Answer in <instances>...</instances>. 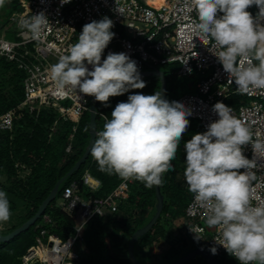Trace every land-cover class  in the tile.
<instances>
[{"label":"clouds","instance_id":"clouds-1","mask_svg":"<svg viewBox=\"0 0 264 264\" xmlns=\"http://www.w3.org/2000/svg\"><path fill=\"white\" fill-rule=\"evenodd\" d=\"M187 2L196 13L192 29L213 42L218 49L214 55L236 90L264 89V0ZM69 3L60 0L61 7ZM4 4L0 0V7ZM253 5L259 9L255 16L248 11ZM48 24L44 11L18 21V27L37 41ZM114 26L107 16L86 23L77 41L50 66L60 94L76 91L107 105L110 97L146 87L137 62L126 53L109 52L102 59L115 38ZM212 112L218 119L183 143L188 191L205 209V225L217 229V245L239 264H264V201L256 197L253 184L258 179L256 170L264 167L257 159L264 156V138L223 102L214 104ZM191 115L184 102L169 101L160 90L152 95L135 92L115 106L110 118L104 117L90 154L108 175L142 182L149 189L160 186L163 174L175 171L172 161ZM248 145L253 151L251 159L244 154ZM11 215L8 194L0 190V222H7ZM189 229L197 242L203 239L198 234L202 229ZM209 251L218 253L216 246Z\"/></svg>","mask_w":264,"mask_h":264},{"label":"built area","instance_id":"built-area-1","mask_svg":"<svg viewBox=\"0 0 264 264\" xmlns=\"http://www.w3.org/2000/svg\"><path fill=\"white\" fill-rule=\"evenodd\" d=\"M26 9L21 17H30L44 11L49 19L48 26L42 31L40 39L34 40L30 32L19 29L16 39L1 36L3 25L0 21V58L14 63L24 74V99L15 108L0 115V129L13 131L15 119L22 112L39 114L43 108H54L64 118L73 120V129L69 137L67 151L73 147L76 132L83 114L90 110L94 97L83 96L76 91L60 94L54 87L49 68L67 48L78 39L83 26L104 16L114 21L115 38L105 49L109 52H124L137 62L139 70L150 67L178 63V77L197 75L200 79L194 84V91L185 93L176 101H182L192 111L189 118L200 121L203 132L210 122L218 119L212 112L217 102L232 107L235 115L252 124L255 133L264 138V89H254L247 93L236 90L235 83L228 80L218 58L214 55L218 49L213 42L192 29L196 13L190 10L187 0H164L159 6L148 0H71L60 6V0H20ZM255 16L259 9L253 5L248 9ZM19 18V19H20ZM16 15L10 20L18 23ZM91 69V66H89ZM241 94L252 100L249 103L237 102L235 95ZM90 100L91 103H90ZM103 117L106 115L102 114ZM248 158L253 157L251 145L244 148ZM260 165H264V156H257ZM21 177L31 173V167L18 161ZM258 177L254 181L255 195L264 201V167L256 170ZM83 184L93 181L89 171L83 175ZM133 180H123L108 196H86L80 189V183L73 181L64 189L62 200L58 204L62 209L70 210L81 220L75 224V233L63 239L47 228H41L37 236V245L32 246L23 258V263L37 259L39 264H81L78 242L84 240L85 225L95 216L114 213L119 200L130 196V184ZM186 188L188 185L184 179ZM92 192V190L90 191ZM205 209L192 197L186 207V233L194 237L190 228L202 229L199 240L209 246H216L218 252L226 251L215 243L217 229L205 225ZM46 223H52L49 214L43 215ZM11 222H0V232L8 230ZM234 258V257H233ZM235 259V258H234Z\"/></svg>","mask_w":264,"mask_h":264},{"label":"trees","instance_id":"trees-1","mask_svg":"<svg viewBox=\"0 0 264 264\" xmlns=\"http://www.w3.org/2000/svg\"><path fill=\"white\" fill-rule=\"evenodd\" d=\"M165 74L167 100L176 101L177 98L172 99L170 92L180 77L176 73ZM24 77L25 74L14 63L0 58V115L17 107L23 101ZM156 79L155 82H146V87L142 90H132L121 96L110 97L107 105L98 102V131L103 129V126L99 127V123L103 125L105 123L102 114L110 118L115 106L121 101H127L129 95L135 92L152 95L160 90L161 80L159 77ZM185 86L194 91L193 83L186 82ZM189 120L190 126L183 136L175 160L172 161L175 171L163 175L162 192L165 195V205L162 215L154 227L135 244L136 256L140 260L144 258L147 262L141 261L145 264H168L201 243L195 240L189 248H178L174 245L162 255L165 259L163 263L148 262L154 257L153 254L156 252L154 248L164 239L171 241L172 237L179 233L181 224L184 223L185 226L186 223L185 211L189 203L186 199L189 191L183 183L186 167L183 143L190 140L192 135L203 132L201 124L197 125L195 119L189 118ZM89 128L90 111L88 110L81 118L70 152L66 148L73 129V120L69 117L64 118L54 108H43L39 114L25 110L15 119L13 131L0 129V190L8 194L11 212L17 210L18 199L25 204V208L21 210L23 215L20 214L22 221L18 222L15 218L7 233L19 227L37 212L57 181L82 157L90 140ZM18 161L32 169L26 178L19 174V168L16 167ZM78 171L79 173L65 181L58 196L62 197L66 186L78 181L81 185L80 189L86 196L106 197L123 181L116 175H108L100 171L91 154ZM86 171H89L93 177L89 185L83 184L82 181ZM156 204L155 186L149 189L142 182L133 180L130 184V196L126 200H119V207L114 213L105 216L95 215L85 225L83 237L87 249L78 246L81 264H132L128 258L130 238L138 228L149 222L156 211ZM45 214L51 216L52 223L41 224L42 219L38 220L27 231L8 242L0 243V264H24V256L32 246L37 245L36 239L41 228H47L63 239L75 233V215L65 212L58 205L57 198L50 203ZM201 244L210 247L205 243ZM225 252L214 255L220 264H224L222 257ZM231 263L226 262V264ZM28 264L39 263L35 259ZM186 264H208V261L198 256Z\"/></svg>","mask_w":264,"mask_h":264},{"label":"water","instance_id":"water-1","mask_svg":"<svg viewBox=\"0 0 264 264\" xmlns=\"http://www.w3.org/2000/svg\"><path fill=\"white\" fill-rule=\"evenodd\" d=\"M141 76H158L161 80V87L160 91L162 92L163 98L167 99L168 93H167V77L163 70L161 69H154V70H143L140 71ZM94 102L90 105V140L86 147V150L82 157L74 164V166L64 175L62 176L57 183L55 184L54 188L51 190L49 195L42 201L40 204L37 212L28 220H26L24 223H22L19 227L15 228L13 231L3 234L0 233V243L2 242H8L21 234L24 231H27L31 226H33L46 212L47 207L50 205L51 202H53L60 191V187L62 183H64L70 176H72L76 171H78L81 166L86 163L87 159L90 156V149L91 145L96 138V133L98 132V101L93 99ZM164 175V174H163ZM162 185L155 186L156 189V198H157V204H156V211L152 218L149 220L147 224L144 226L138 228L133 235L130 238L129 245H128V258L130 259L132 264H145L143 263L135 253V244L136 241L147 234L154 225L158 222V219L162 215L163 208L165 205V195L162 192ZM202 256L207 261L208 264H220V262L215 258L213 254L209 251V249L202 245L201 243H198L194 249L184 253L182 256L177 258L175 261L170 262L168 264H186L187 262L191 261L192 259Z\"/></svg>","mask_w":264,"mask_h":264},{"label":"rangeland","instance_id":"rangeland-1","mask_svg":"<svg viewBox=\"0 0 264 264\" xmlns=\"http://www.w3.org/2000/svg\"><path fill=\"white\" fill-rule=\"evenodd\" d=\"M19 1L20 0H5L4 6L0 7V21H1L2 25H3L1 36L4 37V38L10 39V40H15L16 39V33L20 29L18 27V23L13 22V21L10 20L11 16L16 15V18L19 19L20 16L25 14V12H26V9L24 8V6ZM105 55H106V50L104 51L102 58ZM178 66H179L178 63H171V64L164 65V66H157V68L163 70L167 74H170V73H176V70L178 69ZM143 70H153V69L150 68V67H147V68H144V69H142L140 71H143ZM156 78H158V76H145V77H142V79L144 81L149 82V83L150 82H155V80L157 81ZM199 79L200 78L197 75H194V76H191V77H184V78L180 77L179 79H177L174 89H172L171 92H170L171 98L175 99V98H178V97L182 96L185 93L193 92V90L186 88L185 83L187 82V83L196 84L197 81H199ZM235 98H236L237 102H239V103L241 101L244 102V103H249L252 100L251 98H248V97H246L244 95H241V94H236ZM91 101L92 100H90V103H91ZM195 121H196L195 123L197 125L201 124L199 120L196 119ZM102 126H103V124L99 123V127L102 128ZM77 173H79V171L74 173L72 176H75ZM72 176H70V177H72ZM64 183H62L61 187H63ZM191 197H192V193L188 192L186 200L190 201ZM57 200H58V204H60V201L62 200V198L60 196H58ZM18 203H19V206H18L17 210L11 212L12 215H11L10 219L8 220L10 222H14L15 218H17L16 220H18V222L22 221V218L20 217L21 216L20 214L23 215L21 210H23L25 208V204L20 199H18ZM64 211L67 212V213H72L70 210H68L66 208L64 209ZM41 219H42V222H41V224H42L44 222L43 217H41L39 219V221ZM16 223H17V221H16ZM80 223H81V220L79 218L75 217V224H80ZM177 223H179V221H177ZM186 231H187L186 227L184 226V223H182L179 233L176 234L175 236H173L171 241H166V239H164L163 241H161L160 245H157V247L154 248V250H156L155 254H153L154 257H152L150 261L148 260V262L149 263H152V262H154V263H157V262L158 263H163L165 259L162 257V255L163 254L165 255L166 252L169 251L170 248H172L174 245L177 246L178 248H180V247L181 248L182 247L189 248L191 246L192 242L195 241V239L193 237H189L186 234ZM7 232H8V230L6 229V230H3L0 233L6 234ZM78 245L80 246V248L87 249L86 244H85V240L84 241L80 240L78 242ZM210 248H211V246L208 247V249H210ZM171 254L172 253L170 252V255ZM222 258H223L222 260H223L224 264H226V262H228V261L232 262L231 264H239V262L236 259H234L232 256H230L227 252H225L223 254ZM141 260L146 261L144 258L141 259Z\"/></svg>","mask_w":264,"mask_h":264},{"label":"bare ground","instance_id":"bare-ground-1","mask_svg":"<svg viewBox=\"0 0 264 264\" xmlns=\"http://www.w3.org/2000/svg\"><path fill=\"white\" fill-rule=\"evenodd\" d=\"M148 1L151 4H155V5L159 6L163 3L164 0H148Z\"/></svg>","mask_w":264,"mask_h":264}]
</instances>
